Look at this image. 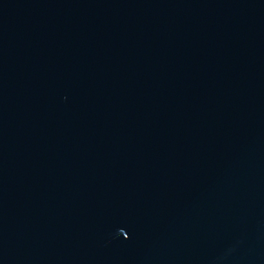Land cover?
Listing matches in <instances>:
<instances>
[{"label": "water", "instance_id": "1", "mask_svg": "<svg viewBox=\"0 0 264 264\" xmlns=\"http://www.w3.org/2000/svg\"><path fill=\"white\" fill-rule=\"evenodd\" d=\"M0 264H264V0H0Z\"/></svg>", "mask_w": 264, "mask_h": 264}]
</instances>
